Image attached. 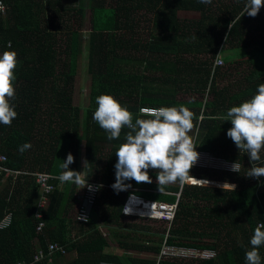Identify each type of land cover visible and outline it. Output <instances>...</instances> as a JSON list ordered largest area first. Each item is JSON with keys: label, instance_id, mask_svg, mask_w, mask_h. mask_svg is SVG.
<instances>
[{"label": "trees", "instance_id": "trees-1", "mask_svg": "<svg viewBox=\"0 0 264 264\" xmlns=\"http://www.w3.org/2000/svg\"><path fill=\"white\" fill-rule=\"evenodd\" d=\"M245 2L8 0L9 18H0V53L9 50L17 54L16 95L12 103L18 115L11 126L0 124V153L6 157L0 163L4 168L0 177L6 176V170L27 172L40 167L39 172L60 174V164L69 153L74 156L69 167L77 171L83 145L88 179L97 180L104 187L86 222H79L76 216L67 217L72 199L65 201L64 193L56 189L48 196L50 205L43 232L38 230V208L30 199L23 200L12 225L0 230V264L32 263L38 244L47 248L52 242L63 245L68 254L56 255L52 263L37 264H63V258L70 253H77L78 257L65 264H245L253 231L264 224V177L245 175L251 163L249 156L240 152L227 136L231 122L212 118L249 99L264 83V7L255 17L244 14L239 19ZM179 12H195L200 17L180 20ZM87 20L91 24L88 71L92 83L90 104L83 109L74 104L73 86L84 53L82 27ZM145 24L147 37L143 36ZM254 29L261 34L253 46L245 36ZM226 44L231 46L230 52H237L236 56H247L243 62H248L249 67L236 85L221 87L218 79L223 73L218 70L213 76L212 67L222 48L225 52ZM235 61L226 58L229 67ZM180 92L194 93L201 99L208 92L212 99L179 100ZM101 94L114 96L134 117L144 107H188L197 117L194 123L200 138L196 151L240 165V172L220 178L233 183L235 189L184 185L173 226L162 234L147 232L146 237L154 234L158 240L141 243L136 235H143L137 231L142 230L134 228L140 223L138 218L122 213L128 187L119 192L112 187L116 180L115 152L128 129L122 130L119 139L108 140L106 132L93 120L96 97ZM201 115L205 117L203 121L198 120ZM38 124L46 126L35 129ZM25 142L32 147L21 154L18 146ZM261 157L264 160V155ZM27 163L32 167L27 168ZM148 172L156 178V172ZM191 175L216 178L215 174ZM8 178L14 179V175ZM27 180L34 184L31 195L42 194L35 177ZM30 182L26 183L29 191ZM125 183L138 195L161 201L175 202V193L180 192V188L171 186L160 192L156 183ZM103 191L110 192L102 194ZM98 222L102 228L110 227L113 242L102 233ZM129 223L133 227H126ZM166 241L171 247L215 251L218 256L208 261L168 258L158 262L156 258L128 254L140 250L159 256ZM111 244L117 252L110 254L107 249ZM259 252L264 264V246Z\"/></svg>", "mask_w": 264, "mask_h": 264}, {"label": "clouds", "instance_id": "clouds-1", "mask_svg": "<svg viewBox=\"0 0 264 264\" xmlns=\"http://www.w3.org/2000/svg\"><path fill=\"white\" fill-rule=\"evenodd\" d=\"M199 2L210 4L212 0H199ZM262 7H264V0H246L239 19L244 14L255 17ZM235 19L237 18L235 17ZM232 22L229 28L232 27ZM17 66L18 59L15 51L5 50L0 53V124L4 126H11L12 121L18 115L15 105L12 103L16 95L14 85L17 78L15 72ZM96 105L93 120L106 132L108 140L119 139L122 130L124 128L128 129L124 142L119 144L115 152L117 161L114 165L116 177L115 183L112 185L114 190L119 192L129 187L125 183L126 180H135L137 183H151L152 177L149 175V169L156 172V183L160 192L171 184L178 183L181 185L180 192L175 193L178 204L184 185L217 187L196 184L198 181H204L208 184V181L212 180L195 178L190 174L191 168L198 160L199 153L196 151V144L192 135H190L196 127L194 120L197 117L188 107L181 105L179 107L141 108L139 115L134 117V114L126 106L110 94L98 95ZM204 118L201 115L198 120L203 121ZM212 118L231 122V127L227 130V136L231 138L240 152L248 154L251 163V167L245 175L257 179L264 177V160L261 157V152L264 151V83L258 85L255 94L249 99L239 105L230 107L226 114ZM31 147L30 142H25L18 146V151L23 154ZM72 163H74V156L69 153L67 158L60 164L63 171L59 176H56L59 179L56 180L58 181L57 189H59L60 183H72L78 189H83L86 186L91 188V185H88L87 182L93 181H87L88 177L84 174L88 162L84 161V171L82 172L71 169L69 165ZM232 171L239 172V166L236 163L232 165ZM225 184L222 185V188L225 187ZM230 185L235 189V185ZM133 190L128 192L126 199L130 193L137 194ZM80 204L77 206V212ZM123 206L122 213L126 216L154 219L125 214ZM154 220L161 221L159 219ZM249 243L250 248L245 252V264H262L259 249L264 246V224L254 229ZM241 246L243 247V244ZM215 253L217 254V252ZM56 255L61 256L60 254ZM56 255L45 261L52 263Z\"/></svg>", "mask_w": 264, "mask_h": 264}, {"label": "built area", "instance_id": "built-area-1", "mask_svg": "<svg viewBox=\"0 0 264 264\" xmlns=\"http://www.w3.org/2000/svg\"><path fill=\"white\" fill-rule=\"evenodd\" d=\"M10 11V6L8 4V0H0V17L5 18ZM223 49V48H222ZM220 51V53L216 56V58L213 60V67H212V73L213 76L216 75L218 70H222L226 67L227 63L226 60L223 57V51ZM219 61V63H217ZM144 108H154V107H144ZM247 154V153H245ZM248 155V154H247ZM6 160V157L1 155L0 153V163L4 162ZM4 168L0 164V174H2ZM6 170V169H5ZM6 176L5 177H12L14 175V178L20 177L21 175H32L35 177L37 184L42 189V199L38 205L37 209V217L40 219V225H39V232H43L45 226H46V212L47 208H49L50 205V199L49 195L52 194L56 189L57 185H55V181L59 180L58 177L45 173V172H39L30 174L27 172H14L6 170ZM201 180V179H198ZM208 181V180H207ZM88 185H91V188L84 187L82 190H84L83 195L80 196L81 204L78 208L77 212V220L79 222H86L89 220L90 214L89 211L91 207L95 204L100 189L104 187V185L100 182H87ZM196 184L199 185H212V186H218L216 182L208 181V184L204 181H198ZM221 187V186H220ZM82 194V191H81ZM178 210V202H165V201H159V200H153L145 197H141L135 193H130L128 198L126 199L124 206H123V212L125 214L129 215H136V216H143V217H149L154 219H159L163 222L169 223V226H173V222L176 219V212ZM11 218L8 216L4 218L0 222V226L2 228L8 227L10 225ZM168 241L165 242L164 247L159 255V259H183L188 258L192 260H208L215 258L217 254L215 252H201L197 251L195 249H187V248H180V247H171L167 244ZM56 254H60L61 256H66L68 252L66 251V248L57 242H52L48 244V248H44L39 244V249L35 255L34 263H40L45 261L46 259L53 257ZM183 256H182V255ZM28 263L25 261L17 262L16 264H34Z\"/></svg>", "mask_w": 264, "mask_h": 264}, {"label": "rangeland", "instance_id": "rangeland-1", "mask_svg": "<svg viewBox=\"0 0 264 264\" xmlns=\"http://www.w3.org/2000/svg\"><path fill=\"white\" fill-rule=\"evenodd\" d=\"M215 1H217V0H215ZM224 1L227 4L234 2V0H224ZM218 5H220V2L218 3ZM86 16L88 18H90V12L89 11H87ZM178 16H179L180 20H186V21H194V20L199 19V17H200L199 14L195 13V12H189V13L179 12ZM144 28H145V33H143V36L147 37L148 36V25L145 24ZM82 31H83V35H84L85 47H84V53L79 59L78 72H77L76 78L74 80L73 101H74L75 105L80 106L84 109L85 107H87L90 104V93H91V83H92V77L88 71V63H89L88 44H89V33L91 32V24H90L89 20H87L84 23V25L82 27ZM260 34H261V31L259 29H254V30H251L249 33H247V36H245V37L248 38V40H250V43H252L251 45L254 46L255 44H257V41H259ZM230 48H231V46H229V44H226L225 52H223V57L224 58L226 57L229 60H232L233 59V53L228 50ZM236 53L237 52H235V54ZM226 58H225V60H226ZM244 59L246 60L247 57H244ZM248 67H249V63H247V62H244L243 66H240V67H238V65L237 66L233 65L231 67H229V65H226V67L221 70L223 75L220 76L218 79L219 86L226 87L229 85H234V84L236 85L237 84L236 82L242 79V77L244 76ZM197 98L201 99V96H199V95L195 96L194 93L189 94L187 92H180V94L178 95L179 100L190 101V100H196ZM211 99H212L211 94L206 92L204 98L201 100L207 101V100H211ZM45 122H47V121H45ZM44 126H46V125L43 124L39 128L42 129ZM198 130L199 129L197 126L196 128L193 129L192 133H190V135H192L194 143L196 145L198 143L197 140L200 138V134H199ZM80 150L83 154H85L83 145L80 146ZM262 155H264V151L261 152V156ZM233 164L234 163H231V162H229L223 158H219V157L216 158L215 156L210 155V154L199 153L198 160L194 164V166L191 168L190 174H192V173H195L196 175H201V174H212L213 175V174H215L216 180L214 179L212 181H215L217 183V185H218L217 187L221 186V188H222V185L226 183L224 188H228V187H232L230 184H232V185H234V184L231 182L221 181L220 178L225 177L226 173H229V174L238 173V172L232 171V165ZM238 166H239V172H240L241 167H240V165H238ZM149 170L155 172L152 169H149ZM91 181L98 182L97 180H94V179H92ZM151 183H156V178H152ZM169 186L181 189V185L178 183L171 184ZM132 189H133V187L129 186L126 190L127 193H128V190L130 191ZM109 192L110 191H103L102 194H108ZM167 193H172V192H167ZM76 208H77V206H76ZM73 211H74V208H72V212ZM137 221H139L140 223H137V225L135 226V223H136L135 222L134 228L142 230V231H139V230H137V231L143 235H136V236H138V239L141 243H143L147 240H152V241L158 240L157 237L154 236V234L151 237H146L147 232L150 231L152 233L155 232L158 234H162V233H164L165 228L169 229V225H167V223L163 222V221H158V220H154V219L151 220V219H147V218H144V219L138 218ZM98 225L100 227H102L101 222H98ZM126 227H133V225H131V223H129V226L127 225ZM147 229H150V230L147 231ZM101 230H102V233L111 242H113L110 227L104 226L103 228H101ZM127 237H130V235H128ZM131 237H135V236L132 235ZM67 257L69 258L70 255H68ZM146 257H148V258L152 257V258L159 259V256H156L153 254H147ZM183 260H189V259L183 258Z\"/></svg>", "mask_w": 264, "mask_h": 264}, {"label": "crops", "instance_id": "crops-1", "mask_svg": "<svg viewBox=\"0 0 264 264\" xmlns=\"http://www.w3.org/2000/svg\"><path fill=\"white\" fill-rule=\"evenodd\" d=\"M8 18H9V14L5 18H2V19L3 20H7ZM232 53H233V59L231 61L236 60L235 61L236 63L234 65L235 66L238 65V67L243 66V64H244L243 61L245 60L244 57H247V56H241L240 57V56H236L235 52H232ZM248 53H249V51H248ZM42 125L43 124H38L37 126L35 125V129H40L39 127L42 126ZM41 130H43V128ZM39 146H41V148H43V145H40V143H39ZM84 161H86V157L80 151L79 159H78V168H77L78 170L77 171H81V172L84 171ZM28 167L30 168V167H32V165L27 163V168ZM41 168L42 167L36 168V170L35 169H33V170L32 169H27V172H39V170H41ZM59 169L61 170V168H59ZM84 174L87 177H89V172H88V170L86 168H85ZM55 176H59V174H57ZM27 179H33V177L28 176V175L17 177V178H14V179H11V178L9 179L8 177H4V178L0 177V222L4 218L9 216L11 218V220H10L11 221L10 225H11V223L14 220V218H16V214L15 213H17L19 211V209L23 205L22 201L25 200V199H30V201H31L30 203H32L35 207L38 208V205H39V203H40V201L42 199V194H41V192H39V193H34L33 195H31L30 192H32L34 184H33V181L30 182ZM89 180H90V178L87 181H89ZM28 182L31 183L30 191H29V187L26 184ZM59 190L64 193L65 201L68 198L72 199V200L69 201V203H70V205L72 207L69 210V213H68L67 217L72 218L73 216H76V212H77L76 204L77 203L78 204L81 203L80 195L81 196L83 195L84 190H82V188L78 189V187L75 184H72V183H60L59 184ZM76 190H77V194H76ZM81 191H82V194H81ZM18 203L20 205H18ZM72 208H74L73 212H72ZM62 211H63V214L66 215L67 206H66L65 210H62ZM10 225L8 227H5V228H2L0 226V230L8 229L10 227ZM107 252L111 254V253L117 252V249H115L114 245L111 244V246L107 249ZM130 253H132L133 256H135L137 258L146 257V255H147L143 251H140V250H135V251H132V252H128V254H130ZM69 255H70L69 258L65 257L63 259V261H64L63 264L67 263L71 259H77V257H78L77 253H70ZM103 264H107V263H103Z\"/></svg>", "mask_w": 264, "mask_h": 264}]
</instances>
